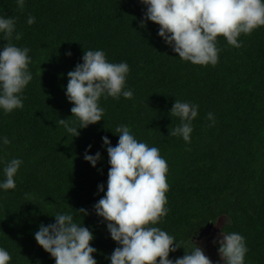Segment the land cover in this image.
<instances>
[{"label":"trees","instance_id":"1","mask_svg":"<svg viewBox=\"0 0 264 264\" xmlns=\"http://www.w3.org/2000/svg\"><path fill=\"white\" fill-rule=\"evenodd\" d=\"M144 11L140 0H25L23 8L16 0H0V15L14 18L20 34L12 43L30 49L33 75L22 93L23 108L0 111V137L10 140L0 161L23 160L16 188L0 191V247L10 253V264H55L34 234L65 212L92 231L97 264H109L118 245L93 205L104 195L97 186L106 185L109 170L101 138L116 146L121 125L167 161L169 211L155 226L180 246L169 259L191 252L192 238L207 224H219L220 232L245 238V264H264V27L241 35L238 49L218 38V63L198 66L164 44L158 25L144 21L140 27ZM7 42L0 34V48ZM88 50L129 65L126 86L133 98H101L103 120L73 137L58 120L75 121L65 96L67 73ZM175 100L199 105L188 144L169 134L180 124L169 115ZM89 145V155L102 157L96 168L83 159ZM79 209L88 215L74 212Z\"/></svg>","mask_w":264,"mask_h":264},{"label":"clouds","instance_id":"2","mask_svg":"<svg viewBox=\"0 0 264 264\" xmlns=\"http://www.w3.org/2000/svg\"><path fill=\"white\" fill-rule=\"evenodd\" d=\"M20 8L25 0H16ZM145 6L140 27L144 21L159 26L157 35L172 52L184 62L198 66H215L221 49L218 38L227 45L242 47L241 35H250L264 27V0H140ZM35 23L29 16L27 24ZM0 34L8 41L0 48V111L9 114L23 108L22 93L32 81L29 69L30 49L12 43L19 40L16 20L0 15ZM15 34V35H14ZM70 51L65 53L71 57ZM82 62L67 73L65 96L73 106L71 119H59L66 133L79 136L78 129L95 125L104 116L101 98H133V91L126 86L130 72L126 62H109L103 50L83 51ZM199 105L175 100L169 115L179 118L171 136H179L190 143L192 122L198 116ZM214 123V116L206 117ZM210 126H212L210 124ZM119 137L116 146L105 136L102 146L108 157L109 170L106 185L97 186L98 194L104 195L93 205V212L106 223L110 239L118 246L107 257L109 264H212L203 249L193 244L191 252L182 257L169 259L180 246L175 237L155 225L168 215L169 190L168 164L157 147H149L137 140L127 125L117 126ZM10 144L8 137H0V150ZM91 145L83 159L96 168L101 161L100 152L89 155ZM4 163L0 191L14 190L16 176L23 160L12 158ZM106 187V191H105ZM82 218L85 209L74 211ZM54 223L38 227L34 234L36 244L55 261V264H97L91 246L94 235L89 228L76 222L73 212L56 213ZM222 264H245L248 252L245 238L236 232L222 233L213 241ZM12 257L0 247V264H10Z\"/></svg>","mask_w":264,"mask_h":264},{"label":"rangeland","instance_id":"3","mask_svg":"<svg viewBox=\"0 0 264 264\" xmlns=\"http://www.w3.org/2000/svg\"><path fill=\"white\" fill-rule=\"evenodd\" d=\"M220 225L213 226L211 229V232L208 236L204 237L202 240L195 241V244L200 246L204 254L209 257V259L212 261V264H219L220 258L218 256L217 252V246L213 243L214 240H216L220 235Z\"/></svg>","mask_w":264,"mask_h":264},{"label":"water","instance_id":"4","mask_svg":"<svg viewBox=\"0 0 264 264\" xmlns=\"http://www.w3.org/2000/svg\"><path fill=\"white\" fill-rule=\"evenodd\" d=\"M213 228V224H207L205 228L197 235L192 238V240H202L204 237L208 236Z\"/></svg>","mask_w":264,"mask_h":264}]
</instances>
